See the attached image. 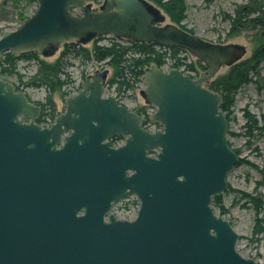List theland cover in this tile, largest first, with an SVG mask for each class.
Here are the masks:
<instances>
[{
    "label": "water",
    "instance_id": "water-1",
    "mask_svg": "<svg viewBox=\"0 0 264 264\" xmlns=\"http://www.w3.org/2000/svg\"><path fill=\"white\" fill-rule=\"evenodd\" d=\"M36 8L0 37L4 52L49 55L107 34L189 51L207 70L145 68L144 118L103 96L106 71L87 76L49 126L40 106L0 78V264H257L236 250L240 235L211 203L239 161L227 139L222 94L207 87L246 46L211 43L164 18L148 0H34ZM117 134L124 139L113 146ZM155 151L154 154L152 152ZM129 195L133 220L105 214Z\"/></svg>",
    "mask_w": 264,
    "mask_h": 264
},
{
    "label": "rangeland",
    "instance_id": "rangeland-1",
    "mask_svg": "<svg viewBox=\"0 0 264 264\" xmlns=\"http://www.w3.org/2000/svg\"><path fill=\"white\" fill-rule=\"evenodd\" d=\"M148 1L164 15V18L159 22L160 25L174 23L181 29L211 43H233L246 46V54L240 61L252 55L256 41L261 42L260 33L253 30L249 24L243 23L249 19V16L246 18L245 14H238L240 7L248 0H181L183 12L178 22H175L171 18L170 12L166 10L169 0ZM90 2L93 9H99L103 4V0ZM36 5V2L31 0H0V37L14 30L24 18L33 12ZM169 7H173V4ZM238 15H241L242 20L239 19L237 23H234L233 19ZM110 37L113 36L102 34L96 40L93 38L83 43V46L92 50L94 44H109ZM63 47L49 55L38 53V58L46 63H53L59 57ZM186 55L190 57L189 53ZM167 56L169 54L165 56L164 60L171 61ZM71 62L73 65L67 69L70 75L68 84L57 87L51 92L45 87L25 86L18 81L16 75L10 77L0 75V78L11 81L15 86L18 85L19 88L16 86L17 90L23 91L32 103L42 106L43 111L40 117L43 118V122L41 123L49 126L58 113L64 112L66 97L75 94L82 87L87 76L97 70L106 71L107 80L104 94L116 96L121 104L132 111L141 110L147 120L144 126L148 130L155 131L160 128V124L150 119L155 108L144 101L141 94V90L144 88L142 80L134 82L133 87L119 92L115 84H109L114 67L109 65L106 60L76 59ZM190 63L197 75L204 71L201 61L197 58L190 59ZM36 67L35 60L17 61V71L22 76L24 83L31 79ZM230 68V66L223 65L210 81L228 74ZM47 97L49 100L46 102ZM48 102L52 104V107L44 106ZM224 114L228 120V144L237 153L239 161L227 175V188L220 195V207L212 203L211 206L216 215L227 219L240 235L236 243V250L244 257L253 258L257 264H264V232H259L260 226H264V207L259 214L256 213L250 198L258 197L260 200H264V121L262 119V115H264V63L257 67L255 73L249 75V80L234 92L232 102ZM123 141L121 136L114 139L112 145H121ZM139 204L135 195H129L116 202L110 214L118 219L133 220L137 216ZM106 219H108V214ZM258 222L259 225L256 226Z\"/></svg>",
    "mask_w": 264,
    "mask_h": 264
},
{
    "label": "trees",
    "instance_id": "trees-1",
    "mask_svg": "<svg viewBox=\"0 0 264 264\" xmlns=\"http://www.w3.org/2000/svg\"><path fill=\"white\" fill-rule=\"evenodd\" d=\"M171 4H173V7H169ZM263 4L264 2H262L260 6L264 7ZM167 5L168 6H166V10L170 12L171 18L175 22L180 21L183 12L181 0H169ZM250 5L251 1L248 0L247 3L240 7L238 14H245L246 16L244 17L248 18L250 15ZM239 17H241V15H238L237 18H234L233 22L237 23ZM244 23L248 24L249 20H245ZM99 36L102 35L94 36V40L98 39ZM109 39V44H94L92 50L84 47L83 43L66 44L64 45L59 57L53 63H46L45 61L41 60L38 58V53L35 51L22 54H14L10 51H7L3 53V56L0 59V75L4 77L16 75L18 81L23 83L25 86L45 87L51 92L57 87L59 88L68 84L70 75L67 72V69L69 66L73 65L71 60H106L109 65L114 67L113 76L109 79V84H115L116 89L120 92L121 90H126L133 87L134 82L141 80L144 70L147 66L150 64L161 66L164 63V59L167 54L170 55L171 59H174L176 54L181 51L180 48L173 46H161L146 42L122 43L116 40L114 37H110ZM18 60H35L37 62L36 71L27 83L23 82L22 76L17 71ZM181 64L182 62H180V58H176L175 65L179 66ZM258 64V61L255 62L254 58L249 57L233 64L228 74L208 82L207 86L210 89L222 94L223 100L220 108L223 112L229 108L234 92L242 84L249 80V75L255 73ZM201 66L203 69H206L204 64L201 63ZM16 86L19 88L18 85ZM48 100L49 97L46 98V102ZM44 106L46 108H50L52 107V104L48 102ZM262 119L264 121V115H262ZM38 122H43V118L40 117ZM250 198L252 199L256 213L259 214L264 207V200H260L258 197ZM212 204L220 207V196L214 197ZM261 220L263 219L261 218ZM258 225L259 222L256 224V226ZM259 232H264L263 225L260 226Z\"/></svg>",
    "mask_w": 264,
    "mask_h": 264
},
{
    "label": "flooded vegetation",
    "instance_id": "flooded-vegetation-1",
    "mask_svg": "<svg viewBox=\"0 0 264 264\" xmlns=\"http://www.w3.org/2000/svg\"><path fill=\"white\" fill-rule=\"evenodd\" d=\"M251 1V5H250V15H249V26L255 30L258 31L260 33V41H256V47L254 48V50L252 51V55L250 56L251 58L255 59V62H259L257 67H260V65L262 63H264V7H261L260 4L262 2H264L263 0H250ZM264 5V4H263ZM242 20L240 17L238 18V20ZM260 30V31H259ZM257 33V32H256ZM235 64V63H234ZM192 66V65H191ZM232 66V65H231ZM230 66V67H231ZM41 111H40V115L41 112L43 111L42 106L40 107ZM137 114H139L140 116H142L144 118V125L147 123L146 118L143 115V112L141 110H139L138 112H136ZM39 115V117H40ZM39 119V118H38ZM37 119V120H38ZM160 126V125H159ZM121 135L117 134L116 136H114L111 139V144L113 143L112 141L116 138H120ZM127 197V196H126ZM116 204V202L112 205V207L110 208L109 212L105 214V219H106V215L110 214V212L112 213V208L113 206Z\"/></svg>",
    "mask_w": 264,
    "mask_h": 264
},
{
    "label": "built area",
    "instance_id": "built-area-1",
    "mask_svg": "<svg viewBox=\"0 0 264 264\" xmlns=\"http://www.w3.org/2000/svg\"><path fill=\"white\" fill-rule=\"evenodd\" d=\"M186 53L184 54V52H183L177 56L180 58V62H182V64L179 65V68L182 71L190 74L191 76H196L197 75L196 70L191 66V63H190V59L192 60V58H194V57L190 55V57H191L190 58L188 55H186ZM175 60H176V57L169 62H165L163 67L167 68V67L171 66L172 64H175Z\"/></svg>",
    "mask_w": 264,
    "mask_h": 264
},
{
    "label": "bare ground",
    "instance_id": "bare-ground-1",
    "mask_svg": "<svg viewBox=\"0 0 264 264\" xmlns=\"http://www.w3.org/2000/svg\"><path fill=\"white\" fill-rule=\"evenodd\" d=\"M244 22H245V21H244ZM244 22H243V23H244Z\"/></svg>",
    "mask_w": 264,
    "mask_h": 264
}]
</instances>
